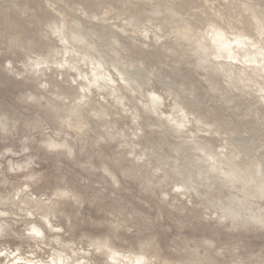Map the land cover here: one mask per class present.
<instances>
[{
  "label": "clouds",
  "instance_id": "1",
  "mask_svg": "<svg viewBox=\"0 0 264 264\" xmlns=\"http://www.w3.org/2000/svg\"><path fill=\"white\" fill-rule=\"evenodd\" d=\"M0 264H264V0H0Z\"/></svg>",
  "mask_w": 264,
  "mask_h": 264
}]
</instances>
